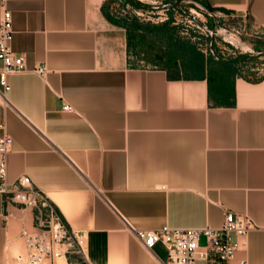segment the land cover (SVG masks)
I'll list each match as a JSON object with an SVG mask.
<instances>
[{"label":"crops","instance_id":"0c3cea01","mask_svg":"<svg viewBox=\"0 0 264 264\" xmlns=\"http://www.w3.org/2000/svg\"><path fill=\"white\" fill-rule=\"evenodd\" d=\"M165 3L7 0L11 49L29 68L0 97V137L13 139L8 182L31 179L85 264H169L164 244L150 251L136 232L220 229L228 212L258 227L233 264H264V75L217 43L216 54L192 55L188 24L191 11L204 25L206 11L242 17L264 39V0ZM35 218L0 195V264L24 256Z\"/></svg>","mask_w":264,"mask_h":264},{"label":"built area","instance_id":"2783aa9c","mask_svg":"<svg viewBox=\"0 0 264 264\" xmlns=\"http://www.w3.org/2000/svg\"><path fill=\"white\" fill-rule=\"evenodd\" d=\"M160 4V1L155 0V7L152 8H159ZM163 7L169 8L170 5H163ZM1 8L0 97L7 102L6 95L11 90L9 77L13 74L28 72L29 68L24 58L15 55L11 49L14 34L13 15L7 7V0H1ZM206 13L209 18L215 17L208 11ZM190 14L188 23L191 28L190 38L200 49L215 53L213 48L217 43L215 38L221 34L225 36L223 40L227 47H224L222 53L226 56L239 55L237 52L239 46L234 43L237 41L233 28L235 26L228 31V26L224 25L217 28L216 32L210 30L200 22V18L194 16L201 17L199 12L191 11ZM163 20H167L166 16H163ZM245 24L244 22L243 25ZM33 71L41 76L48 73L46 66H38ZM63 110L69 112L70 107L65 106ZM12 146L13 139L3 134L0 137V195L11 197L14 202L33 210L36 214L34 231L22 233L27 247L28 264H44L47 261L54 264L57 259H66L67 255L76 253L79 245L78 237L70 230L56 209L42 198V194L34 188L29 177H22L13 183L8 182V158ZM257 228L252 218L228 212L220 229L210 227L179 229L165 226L156 231H138L136 235L150 251L157 244H164L168 251L169 264H233L236 254L246 246L242 240ZM239 264H247V262L243 261Z\"/></svg>","mask_w":264,"mask_h":264},{"label":"rangeland","instance_id":"374dc122","mask_svg":"<svg viewBox=\"0 0 264 264\" xmlns=\"http://www.w3.org/2000/svg\"><path fill=\"white\" fill-rule=\"evenodd\" d=\"M134 1L137 4H141L145 7H155V0H134ZM157 1L161 2V4L158 6L170 5V4H166L165 0H157ZM194 16L196 18H200V19L202 18V17H198L197 15ZM213 19L214 18L209 19L208 22L205 24V26L208 27L210 30L216 31L218 27L220 26L224 27V25H227L229 31L231 27L235 26L233 28H234V33L236 34L237 37V41L234 43L239 46L237 52L239 53V55L249 56L253 58L255 68L261 71L260 72L261 75H264V46L262 47V50H256L253 46L250 45L253 42H257L258 40H264V39H262V37H250V35H248L247 33L246 24L243 25L245 20H243L242 17H230V18L225 17L224 21L218 20L219 22L217 21V19H214L217 27L209 24L211 20L214 21ZM224 38L225 36L221 34L217 35L215 38L219 46L223 48L226 47V44L224 43L225 41L223 40ZM226 39L229 41L227 37ZM19 258H16L14 264H28L27 247L24 256H19ZM66 261L68 262L67 264H85L84 254L80 249L76 248V253L67 255L65 260L57 259L55 262L56 264H66ZM50 263L53 262L51 261L44 262V264H50Z\"/></svg>","mask_w":264,"mask_h":264},{"label":"trees","instance_id":"16d2710c","mask_svg":"<svg viewBox=\"0 0 264 264\" xmlns=\"http://www.w3.org/2000/svg\"><path fill=\"white\" fill-rule=\"evenodd\" d=\"M137 4V3H136ZM138 6H140V7H143V8H145V6H143V5H141V4H137ZM196 46H198L196 43H194V42H192V45H191V47H190V52H191V54L193 55V54H195V55H197V54H199L200 52H197V49L195 48ZM199 48V47H198ZM240 60H242L243 62H250V61H253L254 59L253 58H251V57H249V56H244V57H242ZM239 59L238 60H235V59H233V60H230L228 63H237V62H239L240 61Z\"/></svg>","mask_w":264,"mask_h":264}]
</instances>
